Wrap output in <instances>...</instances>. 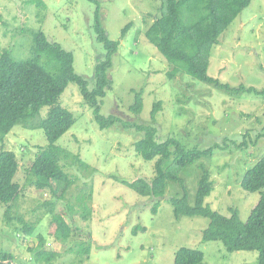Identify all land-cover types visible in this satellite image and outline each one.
<instances>
[{
	"label": "rangeland",
	"instance_id": "rangeland-1",
	"mask_svg": "<svg viewBox=\"0 0 264 264\" xmlns=\"http://www.w3.org/2000/svg\"><path fill=\"white\" fill-rule=\"evenodd\" d=\"M96 1L104 30L111 41L119 43L107 73L110 88L100 100V114L116 116L119 121L101 130L94 109L84 104L76 84L70 83L61 94L58 103L73 114L75 123L56 146L88 166L82 168L73 157L60 163L74 180L61 199L38 189L29 172L40 148L48 144L44 132L21 125L12 129L0 144V152L16 155L19 171L14 182L23 191L8 218L6 207L0 205V250L12 255V264H174L182 248L201 251L202 264H257L256 251L230 253L221 242H204L208 219L175 218L171 199L183 195L178 184L168 182L164 196L155 198L142 197L123 182H151L158 161H144L135 153L134 143L143 134L126 127L128 123L153 126L158 143L174 138L186 149L218 146L211 157L177 175L186 185L189 204L194 205L199 165L203 164L213 181L206 204L227 217L230 209L236 210L246 222L260 193L245 192L240 182L264 156V96L231 95L187 75L170 79V64L146 39L147 29L160 14V0ZM95 9L88 0H0V55L8 50L17 61L30 59L34 35L42 31L48 41L73 54L75 73L92 90L95 66L106 54L93 29ZM207 73L234 89L264 90V0H252L220 36L211 50ZM135 92L143 94L139 115L129 111ZM157 102L162 104L152 122ZM49 110L42 108L37 119H45ZM246 133V145L240 149L224 142L243 143ZM172 159L164 163L165 169ZM90 193L91 199L87 198ZM83 203L92 210L88 220L83 218ZM50 205L54 213L64 215L72 230L67 242H58L52 235ZM26 227L32 228L31 234L25 235ZM86 245L91 247L89 257L81 261L79 252ZM38 251L55 257L37 261Z\"/></svg>",
	"mask_w": 264,
	"mask_h": 264
},
{
	"label": "trees",
	"instance_id": "trees-1",
	"mask_svg": "<svg viewBox=\"0 0 264 264\" xmlns=\"http://www.w3.org/2000/svg\"><path fill=\"white\" fill-rule=\"evenodd\" d=\"M96 5L93 29L96 41L103 45L106 54L97 61L94 72V88L88 89L87 81L74 71L73 54L65 51L59 44L50 42L42 31L34 35L32 57L27 60H15L10 51L0 55V144L12 129L21 125L24 128H39L44 132L47 146L40 148L32 163L30 174L35 178L38 189L48 190L55 199L65 197L73 186L74 180L60 166L64 160L73 157L76 164L87 169L88 166L77 156L71 155L56 146L60 139L75 123L73 114L61 107L59 97L70 83L78 86L85 105L94 109L95 122L101 130L114 125L119 119L116 116L104 118L100 114V100L105 97L110 88L107 73L112 67V58L118 50L119 43L111 41L100 20V8L96 0H88ZM252 0H160L159 15L146 31V39L152 44L164 59L170 64L168 77L187 75L201 83L213 86L217 90L229 94H255L264 96V90L237 89L208 75L211 50L218 43L220 36L226 32L236 18L250 5ZM128 24L122 32L124 37L130 28ZM46 60L44 65L42 60ZM142 92H135V101L129 111L139 115L143 109ZM161 102L153 105L151 121L154 122L161 108ZM50 110L45 119H37L42 108ZM128 128H135L143 137L134 143V151L144 161L158 159L155 164V177L151 182L143 179L132 183L123 182L142 197L153 196L161 198L168 182L178 184L183 191L180 198L171 199L174 216L179 219L185 217H202L209 220L208 228L203 232L204 242H221L230 252L258 253L257 264H264V156L241 178L240 187L248 193H260V199L246 220L242 222L238 211L230 209L231 216H223L206 204V198L213 190L210 173L203 164L194 205L189 204L186 185L177 175L179 170L193 166L204 158L211 157L218 146L207 150L196 148L186 149L174 138L158 143L157 130L147 125L126 124ZM231 142L236 148L246 145ZM262 135L258 136V139ZM230 148L227 143H225ZM226 146L220 147L225 149ZM172 159L169 168L164 163ZM19 171L16 155L11 151L0 152V205L6 207L8 218L12 206L19 200L23 189L14 182ZM87 198L91 199V193ZM84 200V199H83ZM84 204V203H83ZM84 206L83 218L90 219L92 210ZM48 207V206H46ZM52 214V235L58 242H67L72 230L65 222L64 215ZM158 209L154 205L153 212ZM32 228H24L25 235L32 233ZM51 235V236H52ZM42 243L44 241L42 240ZM91 247L80 249L82 260H87ZM55 255L49 256L45 251H38L36 260L44 258L49 261ZM204 254L199 250L182 248L175 254L174 264H202ZM12 264V255L0 250V264Z\"/></svg>",
	"mask_w": 264,
	"mask_h": 264
}]
</instances>
